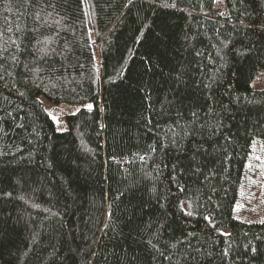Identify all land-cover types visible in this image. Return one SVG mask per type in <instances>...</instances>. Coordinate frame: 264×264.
<instances>
[{
    "label": "trees",
    "instance_id": "obj_1",
    "mask_svg": "<svg viewBox=\"0 0 264 264\" xmlns=\"http://www.w3.org/2000/svg\"><path fill=\"white\" fill-rule=\"evenodd\" d=\"M214 4L0 0V264H264V0Z\"/></svg>",
    "mask_w": 264,
    "mask_h": 264
},
{
    "label": "rangeland",
    "instance_id": "obj_2",
    "mask_svg": "<svg viewBox=\"0 0 264 264\" xmlns=\"http://www.w3.org/2000/svg\"><path fill=\"white\" fill-rule=\"evenodd\" d=\"M214 11L221 15L225 14L224 0H215ZM251 88L264 89V69L256 73L251 81ZM41 102L55 122L58 131L66 130V117L82 108V106L75 104H53L45 99H41ZM83 108L89 109L91 105H85ZM235 215L237 218L248 222L264 218V142H256L252 146L235 205Z\"/></svg>",
    "mask_w": 264,
    "mask_h": 264
},
{
    "label": "snow or ice",
    "instance_id": "obj_3",
    "mask_svg": "<svg viewBox=\"0 0 264 264\" xmlns=\"http://www.w3.org/2000/svg\"><path fill=\"white\" fill-rule=\"evenodd\" d=\"M90 107V106H89Z\"/></svg>",
    "mask_w": 264,
    "mask_h": 264
}]
</instances>
